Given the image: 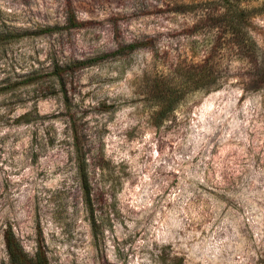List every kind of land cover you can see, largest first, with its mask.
Listing matches in <instances>:
<instances>
[{"label": "rangeland", "instance_id": "1", "mask_svg": "<svg viewBox=\"0 0 264 264\" xmlns=\"http://www.w3.org/2000/svg\"><path fill=\"white\" fill-rule=\"evenodd\" d=\"M7 232L49 264H264V0H0V264Z\"/></svg>", "mask_w": 264, "mask_h": 264}, {"label": "trees", "instance_id": "2", "mask_svg": "<svg viewBox=\"0 0 264 264\" xmlns=\"http://www.w3.org/2000/svg\"><path fill=\"white\" fill-rule=\"evenodd\" d=\"M67 5H72L71 2H68ZM68 23H69V28H79L82 26L81 23H79L76 20L75 14L69 9V17H68ZM58 28L54 29H48L47 32H56ZM147 43H133L128 45L126 48L130 52L136 51L139 47H144L146 46ZM81 66L82 65H87L89 64L88 62H83L79 63ZM69 73V66H60L56 65L54 67V71L52 73V76L56 79V81L61 82L62 85H64V77L65 75H68ZM163 101V106L156 118L157 124H161L163 120L175 109L176 104L178 100L175 99V97H163L161 99ZM77 138V137H76ZM76 155H77V161H78V169L83 174L84 172V156L82 154L81 148H79V145L77 146L76 149ZM83 194H84V199L87 204V206L91 210L92 214V199H91V192L89 190V186L87 184V180H84L83 184ZM96 225V222L94 221L93 226ZM6 239V247H7V252L9 256V264H49L46 252L42 249L39 248L34 256L33 259L28 261L27 255L23 251L22 246L20 243L17 241L15 235L12 232H7L5 235Z\"/></svg>", "mask_w": 264, "mask_h": 264}]
</instances>
